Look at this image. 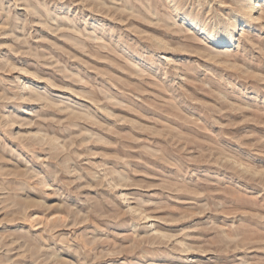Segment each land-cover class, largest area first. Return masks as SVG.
Returning <instances> with one entry per match:
<instances>
[{
  "label": "rangeland",
  "instance_id": "1",
  "mask_svg": "<svg viewBox=\"0 0 264 264\" xmlns=\"http://www.w3.org/2000/svg\"><path fill=\"white\" fill-rule=\"evenodd\" d=\"M242 4L0 0V264H264Z\"/></svg>",
  "mask_w": 264,
  "mask_h": 264
},
{
  "label": "bare ground",
  "instance_id": "2",
  "mask_svg": "<svg viewBox=\"0 0 264 264\" xmlns=\"http://www.w3.org/2000/svg\"><path fill=\"white\" fill-rule=\"evenodd\" d=\"M251 1L252 0H243V3L244 4H242L243 6H241V8H243L242 10H244L245 11V15H246V17L248 18V17H251V15H252V13L254 12V10L256 9V8H258L259 7V5H258V3L260 2V1H264V0H256V1H254L253 2V4L251 3ZM263 4V3H262ZM261 7V6H260ZM241 18V17H240ZM247 20V19H246ZM242 25V22L241 23H237V24H234L232 27L235 29L234 31H232V32H229L227 35H224V36H221L220 38H218V39H214V43L216 44V45H223V44H226V45H228V44H230V41L228 40L229 39V36L233 33V32H235V31H237V30H239L240 29V26ZM237 28V29H236ZM22 97V96H21ZM40 98V97H39ZM49 102H50V100H49ZM237 162V161H236ZM246 168V167H245ZM46 185V184H45ZM46 221V220H45ZM42 222V221H41ZM44 222V221H43Z\"/></svg>",
  "mask_w": 264,
  "mask_h": 264
}]
</instances>
